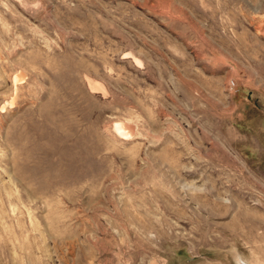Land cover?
Segmentation results:
<instances>
[{"label":"rangeland","instance_id":"374dc122","mask_svg":"<svg viewBox=\"0 0 264 264\" xmlns=\"http://www.w3.org/2000/svg\"><path fill=\"white\" fill-rule=\"evenodd\" d=\"M0 264H264V0H0Z\"/></svg>","mask_w":264,"mask_h":264},{"label":"bare ground","instance_id":"6f19581e","mask_svg":"<svg viewBox=\"0 0 264 264\" xmlns=\"http://www.w3.org/2000/svg\"><path fill=\"white\" fill-rule=\"evenodd\" d=\"M16 80H18L19 79V77L18 76H16V78H15ZM116 127H117V129H118V131H121L120 133L122 134L124 131V127L123 126H121V125H116ZM125 130H126V128H125ZM127 131V130H126ZM131 132V131H130ZM127 132H125L124 134H126ZM128 133H129V131H128Z\"/></svg>","mask_w":264,"mask_h":264},{"label":"built area","instance_id":"2783aa9c","mask_svg":"<svg viewBox=\"0 0 264 264\" xmlns=\"http://www.w3.org/2000/svg\"><path fill=\"white\" fill-rule=\"evenodd\" d=\"M234 84V83H233Z\"/></svg>","mask_w":264,"mask_h":264}]
</instances>
